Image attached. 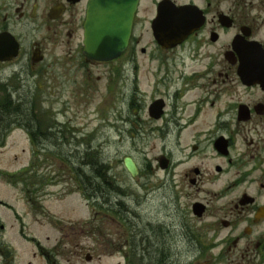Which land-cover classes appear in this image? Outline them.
<instances>
[{
    "label": "flooded vegetation",
    "instance_id": "1",
    "mask_svg": "<svg viewBox=\"0 0 264 264\" xmlns=\"http://www.w3.org/2000/svg\"><path fill=\"white\" fill-rule=\"evenodd\" d=\"M89 1L0 0V149L20 133L41 161L51 152L83 150L76 152L78 180L89 183L82 157L103 144L93 141L86 119L93 101L111 97L118 143L125 131L134 143L146 128L161 150L147 167L153 189L165 193L175 213L195 221L182 227L187 256L196 264H264V0H138L128 46L108 62L84 54ZM162 7L193 11L182 14L181 40L163 38L167 46L154 37L169 34L171 15L160 19ZM140 97L147 100L143 106ZM62 158L59 172L74 165L71 154ZM69 176L83 197L76 176ZM60 178L41 173L37 191ZM32 192L23 190L26 206L41 211L43 193ZM91 196L103 210H116L115 218L94 211L83 223H48L58 235L53 242L44 238L50 246L29 234L42 225L0 221V264H32L19 261L11 229L43 264H60L63 250L71 257L83 253L90 264H129L122 188ZM0 208L11 206L0 201ZM151 230L150 263L173 264L170 247H157ZM81 235L89 246L77 243Z\"/></svg>",
    "mask_w": 264,
    "mask_h": 264
},
{
    "label": "rangeland",
    "instance_id": "2",
    "mask_svg": "<svg viewBox=\"0 0 264 264\" xmlns=\"http://www.w3.org/2000/svg\"><path fill=\"white\" fill-rule=\"evenodd\" d=\"M127 60V58L123 59V61ZM138 101L143 106L147 100L140 97ZM126 102L124 103V109H126L128 103ZM94 110H99V114H95ZM114 112L115 102L111 100V97L105 100L101 96L91 104L90 113L92 114L86 121L89 120L88 130L96 132L93 141L97 145L103 144L101 148H92L90 151L96 154L100 162H104L109 166V177H112L125 193L123 203L129 211L128 218L130 225L133 227L131 228L132 234L129 233L137 245L136 251L133 250L136 259L130 264H151L152 246L154 244L152 227L155 228L157 234L156 246L162 248L166 245L170 247L169 257L171 259L172 256L173 264H196L195 260L187 256V245L182 237L183 225L194 227L195 221L175 213L176 207L168 203L165 193L153 189L155 182L150 179L147 167L153 157L161 152L159 146L153 147L146 128L140 130L139 133H135L136 140L134 143L130 140V134L125 131L124 143L120 145L115 128ZM141 119L146 120L144 109L141 113ZM62 152L66 155L71 154V161L77 163L76 152L82 153L84 151L64 150ZM36 156L37 151L30 149L26 143V138L20 133L12 135L7 141L6 148L0 149V173L15 174L27 167V170H31V174L27 177V186L29 190L33 191L32 196L40 192L36 196L43 193L44 198L42 202L44 210H41V215L36 214L26 206L22 187H16L13 182L0 177V201L8 203L12 207V210L0 208V221L12 227L18 221H23L30 226L42 225L40 232L29 230V234L40 238L45 246H50L53 243H47L44 238L49 236L50 242H53L58 235L52 230L48 231L47 228L50 227L48 223L74 224L83 222L89 219L90 212L78 194L71 192V185L68 184L67 180L70 176L67 170L59 172L63 169V166H59L56 160L52 163V160H50L48 164H41ZM125 157H131L136 163L139 169L136 179H132L125 172L122 165V160ZM41 173L44 175L60 173L64 178L59 179L60 183L58 185L46 188L44 192H41L37 191L40 189L38 176ZM183 206L184 204L181 205L182 209ZM182 214H184V210H182ZM126 233L128 231L124 229L123 236H126ZM9 237L13 247L17 250L18 259L21 263L30 261L32 264H43L40 260L33 261V258H31L32 250L30 251L29 246L21 241L20 236L14 230H10ZM77 243L82 247L90 245V241L86 240V235H81ZM125 246L124 252L132 254L128 249L129 244L127 242ZM61 255L60 264H90L84 261L83 253L71 257L66 250H63ZM115 263L116 260H106L103 264Z\"/></svg>",
    "mask_w": 264,
    "mask_h": 264
},
{
    "label": "water",
    "instance_id": "3",
    "mask_svg": "<svg viewBox=\"0 0 264 264\" xmlns=\"http://www.w3.org/2000/svg\"><path fill=\"white\" fill-rule=\"evenodd\" d=\"M138 0H90L87 7L86 20L84 23V54L88 60L111 61L118 58L126 49L134 13ZM165 8L162 7L159 18L162 19ZM171 16L165 19L170 24L169 34L163 36L155 33L157 42L163 46L167 43L163 38L182 39L186 30L183 27V13L192 14V9L166 10ZM162 15V17H161ZM191 24V23H190ZM192 29V28H191ZM123 165L132 178L138 174L134 161L126 157Z\"/></svg>",
    "mask_w": 264,
    "mask_h": 264
},
{
    "label": "trees",
    "instance_id": "4",
    "mask_svg": "<svg viewBox=\"0 0 264 264\" xmlns=\"http://www.w3.org/2000/svg\"><path fill=\"white\" fill-rule=\"evenodd\" d=\"M52 156H56V155L52 154ZM85 164L88 166V170H89L88 174H90L89 183L87 182L84 183V181L78 180V175L80 174L78 166L72 168V173L76 175L77 185L80 186V189L83 191V198L88 202H92V206L96 208L99 212L104 213L105 210L102 209V203L97 201L98 198L91 196V194L100 190H114V191L118 190L114 182H112V179L106 177L107 175H109L108 173L110 168L106 163L100 162L96 154L91 151H86L85 155L82 157L81 165L84 166ZM30 171L31 170L24 171L23 173L19 174L17 177L12 178L11 182H13L15 185H21L24 189H26L27 187V189L29 190L27 186V181H28L27 177L29 176V174H31ZM107 212L111 213V211H106V213ZM112 214L115 216L116 212L113 211ZM123 215H124V219H123L124 228L127 229L128 231V233H126L125 238L128 241L131 250L133 251L135 250V242L134 239L132 238V235H130L131 228L133 227L130 225V221L128 218L129 211L125 205H123Z\"/></svg>",
    "mask_w": 264,
    "mask_h": 264
}]
</instances>
